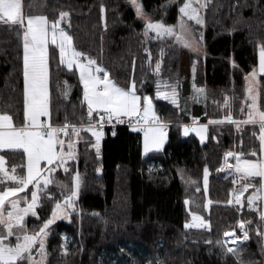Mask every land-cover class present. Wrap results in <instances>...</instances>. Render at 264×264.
<instances>
[{"label": "trees", "instance_id": "16d2710c", "mask_svg": "<svg viewBox=\"0 0 264 264\" xmlns=\"http://www.w3.org/2000/svg\"><path fill=\"white\" fill-rule=\"evenodd\" d=\"M139 2L154 20L174 24L183 0ZM101 4L105 6L103 22ZM61 10L70 13L61 25L73 36L77 50L96 58L122 87L134 78L138 94L149 95L157 114L168 123L194 117L218 120L228 111L225 95L230 98L236 118H243L240 103L245 95V75L256 64L258 43H264V0H210L202 12L203 26L194 25L196 34H203L200 52H192L170 38L145 37L144 21L135 15L129 0H24L25 13L44 14L49 20H55ZM157 84L161 92H171L175 87L179 107L156 97ZM22 88L21 40L15 31L0 24V112L7 111L22 120ZM259 89L264 106V75H260ZM62 91H67L68 99ZM50 94L54 124L63 123L66 116L70 123H78L81 108L86 113L78 73L57 71L53 63ZM181 129L182 126H170L163 149L143 155L142 133L119 128L114 136L106 137L99 158L95 148L85 142L91 138L82 135L76 145V158L67 162L69 171H78L81 177L77 211L70 221L57 220L50 226L45 239L46 264H101L102 258L105 260L111 253L130 264L132 258L122 245L141 247L149 257L144 264H237L238 257L243 264H261L264 237L257 235V229L264 232V220L260 219L259 202L253 206L259 211L247 206V196L259 187V178L251 181L256 187L244 193L242 206L229 205V191L241 185L233 184L234 178L226 168L217 170L224 153L234 144L236 151L245 154L253 147L258 149V140L251 136L253 128L242 126L235 131L225 124H210L204 142L193 132L183 135ZM2 152L9 170L12 165L25 163L20 151ZM205 166L209 168L206 194ZM97 168L101 171L97 172ZM17 171L24 174L25 170ZM53 177L62 182L70 179L62 169ZM49 191L60 198L55 184L41 193L37 206L40 219L31 215L26 220L29 233L38 231L50 215L55 201L47 198ZM189 211L209 221L210 229H185ZM237 220L252 221L245 228L248 238L242 240L234 254H223L216 241L222 240L226 230L236 226L238 234L244 235Z\"/></svg>", "mask_w": 264, "mask_h": 264}, {"label": "snow or ice", "instance_id": "6c2138e0", "mask_svg": "<svg viewBox=\"0 0 264 264\" xmlns=\"http://www.w3.org/2000/svg\"><path fill=\"white\" fill-rule=\"evenodd\" d=\"M135 9V15L144 21L143 35L151 39L175 37V43L184 47H193L199 41L195 37V29L189 21L195 25L203 26L204 19L201 10L207 7L210 0H183L179 6L178 23L175 26L166 25L162 20H154L144 11L139 0H129ZM199 5V7L195 6ZM32 7V5H29ZM101 21L105 17V6L101 4ZM70 13L61 10L55 20H49L44 14H27L24 11V0H0V24L15 31L22 44V120L13 117L7 111L0 112V150L20 151L23 165H12L9 170L6 167V156L0 151V264H43V260L36 259L34 252L43 257L45 253V237L48 235L50 226L58 219L71 220L76 211V200L81 187V177L78 171L70 172L67 161L75 157V146L83 139L81 133H90L95 143L85 141L95 148L96 156H100V145L104 136V127L111 125L113 120L117 123H127L131 131L142 133L143 152L162 150L166 141L168 122L157 114L153 99L149 95H139L136 81L133 78L127 86H120L103 68L96 58L87 53L77 50L74 46L73 36L63 27L61 22L68 18ZM186 18V19H185ZM70 26V25H69ZM105 27L107 25L105 24ZM150 33L155 35L150 36ZM203 34L200 33V39ZM259 62L258 68L246 73L245 95L240 103V115L243 119H237L229 104L230 98L225 95L224 106L228 108L227 114L218 120H209V124L231 123L237 131L242 126H251V136L258 140L259 147H253L245 154L243 151H226L223 163L218 171L230 170L234 177L233 184H240L239 189L229 191V205H241L242 196L249 188L256 187L251 181L259 178V187H256L251 195L247 196V206L254 209V204L259 199H264V106L260 98L258 74H264V43H258ZM147 51V49H146ZM151 54L149 53V57ZM58 57V62H57ZM55 63L57 71L67 69L78 73L79 84L82 86L81 104L86 105V113L81 108V118L78 123H70L67 116L62 124H54L51 116V65ZM133 60V70H134ZM151 63V60H149ZM161 61L156 62V71L159 72ZM193 75L196 71V62L192 66ZM65 86L67 81L64 82ZM202 92L203 89H197ZM65 99H68L67 91H62ZM156 97L179 107L175 87L171 92H161L157 84ZM75 114V106L74 113ZM42 117L44 119H42ZM127 118V119H125ZM19 121V122H18ZM195 122V121H194ZM258 128V132L256 129ZM183 135L187 136L190 131L203 142L206 138L207 125L199 127L182 126ZM114 134V133H113ZM215 139V137H213ZM241 139V148L243 147ZM255 157V158H252ZM235 159V164L229 162ZM26 169L24 174L17 171ZM62 169L70 177L68 181H57L53 173L58 174ZM97 172L101 169L97 168ZM209 168L203 169L205 194L207 193ZM7 181L13 182L14 186H7ZM195 183V182H192ZM55 184L60 190V198L50 191L47 198L54 200L50 215L43 220L38 231L29 234L26 227L25 217L31 213L33 217L40 219L37 211L41 193L45 192L49 185ZM32 186L31 199L27 198L26 190ZM199 191V188H197ZM24 193L23 196L19 194ZM11 197V199H10ZM21 200L24 206L21 207ZM184 204L189 205L186 198ZM207 203L204 207L207 208ZM6 210V214H5ZM191 222H185L184 228H209V221L189 211ZM260 219L264 220V212L260 213ZM252 221L237 220L236 224L244 233L243 239L248 238L244 231L245 224ZM258 236H264V232L257 229ZM15 237V243L10 238ZM226 238L218 239L217 245L223 254H234L235 248L226 246L228 240L233 242L241 237L237 236L236 229L230 228L223 233ZM38 248H34L36 244ZM205 243H211L206 241ZM63 248V245H61ZM152 264V262H149ZM156 264H159L157 261ZM237 264H243L242 258H237ZM251 264V262H249ZM264 264V261L261 262Z\"/></svg>", "mask_w": 264, "mask_h": 264}, {"label": "rangeland", "instance_id": "374dc122", "mask_svg": "<svg viewBox=\"0 0 264 264\" xmlns=\"http://www.w3.org/2000/svg\"><path fill=\"white\" fill-rule=\"evenodd\" d=\"M194 2H195V0H194ZM195 6H197V7H199V5H195ZM202 12H203V9L201 10V15H202ZM186 19V18H185ZM66 20V19H65ZM166 25H172V26H175V25H177V23H178V20L173 24V23H169V22H167V21H163ZM189 24H191L192 25V27L194 28V22H191V21H189ZM61 27H63L62 25H61ZM64 28V27H63ZM65 29V28H64ZM66 30V29H65ZM67 31V30H66ZM152 35H155V33H150V36H152ZM195 37H196V39L199 41V43L198 44H194L193 45V47H191V48H189V47H187V49H189L190 51H192V52H200L201 50H202V44H201V39H200V36H198L197 34H196V32H195ZM164 38H170V39H173L174 41H175V37H164ZM258 62H259V49H258V51H257V59H256V64H255V66L254 67H257L258 68ZM260 75H264V74H258V81H259V87H260ZM246 86H247V84H246V81H245V88H246ZM142 96V95H141ZM195 127H199V126H195ZM195 127H193V128H195ZM182 130V129H181ZM190 132H193V133H195V131H190ZM182 133H183V131H182ZM196 134V133H195ZM206 134H207V132H206ZM166 141H165V144H166V142H167V139H168V133H167V131H166ZM198 137V136H197ZM199 138V137H198ZM199 140H200V138H199ZM205 140H206V138H205ZM204 140V141H205ZM203 141V142H204ZM200 142H202L201 140H200ZM165 144H164V146H165ZM163 146V147H164ZM163 149V148H162ZM141 150H142V154L143 155H147V153L145 154L144 152H143V144L141 143ZM0 151H3V150H0ZM152 151H157V150H151V151H149V152H152ZM148 152V153H149ZM76 146H75V157L73 158V159H71V160H74L75 158H76ZM71 160H68V161H71ZM67 161V162H68ZM26 163V162H25ZM26 172V169H25V171H24V173ZM8 186H10V185H8ZM12 186H14V185H12ZM31 185L29 186V190H26V192H27V198L30 200L31 199V191H30V189H31ZM3 190V188H0V191H2ZM20 196H23L24 195V193H21V194H19ZM10 199H11V197H10ZM75 200H76V198H75ZM263 204H264V199H263ZM24 206V204H23V201L21 200V207H23ZM254 206H257V205H254ZM76 211H77V207H76ZM75 211V212H76ZM5 214H6V210H5ZM28 216H31V213H29L26 217H25V223H26V220H27V217ZM58 220H64V221H68V219H64V218H61V219H58ZM188 222H191V216H190V220L188 221ZM245 228H246V225H245ZM245 228H244V231H245ZM241 233H243L242 231H241ZM29 234H31V233H29ZM47 237V236H46ZM46 237H45V239H46ZM264 237V236H263ZM11 240H12V242L13 243H15V237H12V238H10ZM39 247V244L37 243L35 246H34V248H38ZM122 248L123 249H125L126 251H127V254L132 258V261H131V263L130 264H144V263H147L148 262V259H149V257H148V255L145 253V251L141 248V247H125L124 245H122ZM45 255L43 256V257H41V256H39V255H37L35 252H34V256H35V258L36 259H41V260H43V264H46V261H47V251H46V248H45ZM101 264H127V261H126V259L124 258V257H119V256H117V255H115L114 253H111V254H109L108 256H107V258L105 259V260H103V258H102V261H101Z\"/></svg>", "mask_w": 264, "mask_h": 264}, {"label": "built area", "instance_id": "2783aa9c", "mask_svg": "<svg viewBox=\"0 0 264 264\" xmlns=\"http://www.w3.org/2000/svg\"><path fill=\"white\" fill-rule=\"evenodd\" d=\"M125 119H127V118H125ZM225 123L233 126L234 130L237 129L235 125H233L231 123H228V122H225ZM201 124H206V123L204 121H201V120L197 119V118H194L192 120H189V121H186V122H181V123H175V124L168 123V127H170L171 125H188L190 127H193V126H197V125H201ZM119 128H130V126L127 123H117L115 120H113V123L111 125L106 124L105 127H104V133L105 134L102 137L101 145L103 144V142L105 141L107 136H114ZM82 134H88L90 136V133H83L82 132L81 135ZM92 140L95 143L94 138H92ZM230 150L231 151H235V144L233 145L232 149H230ZM229 162L234 164V158H230ZM224 239H226V238L223 237V240ZM239 241H240V239H237L234 242L232 240H228L226 246H230V247L236 248L238 246V244H239Z\"/></svg>", "mask_w": 264, "mask_h": 264}, {"label": "crops", "instance_id": "0c3cea01", "mask_svg": "<svg viewBox=\"0 0 264 264\" xmlns=\"http://www.w3.org/2000/svg\"><path fill=\"white\" fill-rule=\"evenodd\" d=\"M43 118V117H42ZM256 191V190H255ZM253 193V192H252ZM251 193V194H252ZM259 202V207H260V211L264 212V204H263V199H259L256 201V203Z\"/></svg>", "mask_w": 264, "mask_h": 264}]
</instances>
